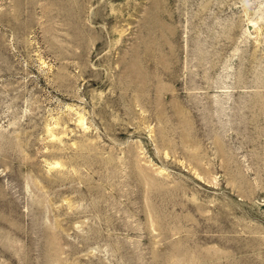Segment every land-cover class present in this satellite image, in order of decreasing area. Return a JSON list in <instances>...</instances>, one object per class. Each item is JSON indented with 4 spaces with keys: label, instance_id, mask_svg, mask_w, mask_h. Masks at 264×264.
I'll list each match as a JSON object with an SVG mask.
<instances>
[{
    "label": "rangeland",
    "instance_id": "374dc122",
    "mask_svg": "<svg viewBox=\"0 0 264 264\" xmlns=\"http://www.w3.org/2000/svg\"><path fill=\"white\" fill-rule=\"evenodd\" d=\"M0 264H264V0H0Z\"/></svg>",
    "mask_w": 264,
    "mask_h": 264
}]
</instances>
